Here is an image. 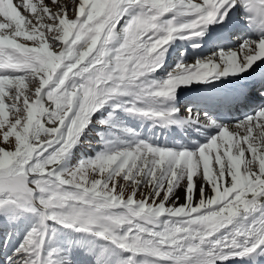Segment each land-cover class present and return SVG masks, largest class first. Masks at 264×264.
Segmentation results:
<instances>
[{
  "label": "snow or ice",
  "instance_id": "1",
  "mask_svg": "<svg viewBox=\"0 0 264 264\" xmlns=\"http://www.w3.org/2000/svg\"><path fill=\"white\" fill-rule=\"evenodd\" d=\"M0 264H264V0H0Z\"/></svg>",
  "mask_w": 264,
  "mask_h": 264
},
{
  "label": "bare ground",
  "instance_id": "2",
  "mask_svg": "<svg viewBox=\"0 0 264 264\" xmlns=\"http://www.w3.org/2000/svg\"><path fill=\"white\" fill-rule=\"evenodd\" d=\"M159 134V133H158ZM177 139H179V137H177Z\"/></svg>",
  "mask_w": 264,
  "mask_h": 264
}]
</instances>
